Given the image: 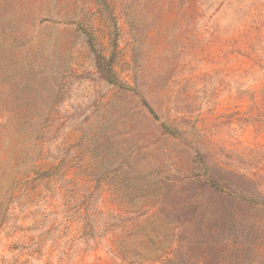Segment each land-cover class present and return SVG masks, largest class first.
<instances>
[{"label": "rangeland", "instance_id": "374dc122", "mask_svg": "<svg viewBox=\"0 0 264 264\" xmlns=\"http://www.w3.org/2000/svg\"><path fill=\"white\" fill-rule=\"evenodd\" d=\"M0 264H264V0H0Z\"/></svg>", "mask_w": 264, "mask_h": 264}]
</instances>
